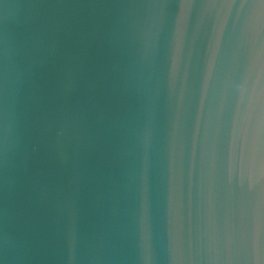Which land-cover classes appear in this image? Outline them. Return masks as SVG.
<instances>
[{"label":"water","instance_id":"1","mask_svg":"<svg viewBox=\"0 0 264 264\" xmlns=\"http://www.w3.org/2000/svg\"><path fill=\"white\" fill-rule=\"evenodd\" d=\"M0 264H264V0H0Z\"/></svg>","mask_w":264,"mask_h":264}]
</instances>
